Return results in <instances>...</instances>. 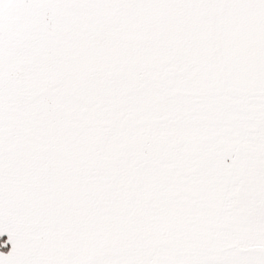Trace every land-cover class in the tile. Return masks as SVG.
Segmentation results:
<instances>
[{
	"label": "snow or ice",
	"instance_id": "obj_1",
	"mask_svg": "<svg viewBox=\"0 0 264 264\" xmlns=\"http://www.w3.org/2000/svg\"><path fill=\"white\" fill-rule=\"evenodd\" d=\"M0 264H264V0H0Z\"/></svg>",
	"mask_w": 264,
	"mask_h": 264
}]
</instances>
